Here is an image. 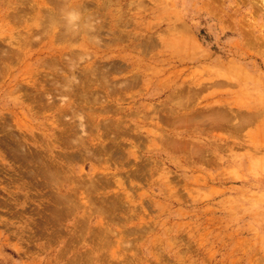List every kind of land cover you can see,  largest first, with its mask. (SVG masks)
Wrapping results in <instances>:
<instances>
[{
    "label": "rangeland",
    "instance_id": "obj_1",
    "mask_svg": "<svg viewBox=\"0 0 264 264\" xmlns=\"http://www.w3.org/2000/svg\"><path fill=\"white\" fill-rule=\"evenodd\" d=\"M0 264H264V0H0Z\"/></svg>",
    "mask_w": 264,
    "mask_h": 264
},
{
    "label": "bare ground",
    "instance_id": "obj_2",
    "mask_svg": "<svg viewBox=\"0 0 264 264\" xmlns=\"http://www.w3.org/2000/svg\"><path fill=\"white\" fill-rule=\"evenodd\" d=\"M59 4H60V3H59ZM64 11H65V10H64ZM59 13H61V12H59ZM63 13H64V12H63ZM54 14H55V13H54ZM59 15H60V14H59ZM59 15H58V16H59ZM55 18H57V17H55V16H52V20H51V21H54V20H55ZM57 19H58V18H57ZM57 19H56L55 21H57ZM69 19H70V18H69ZM58 20H59V19H58ZM51 21H50V22H51ZM57 22H58V21H57ZM51 23H52V22H51ZM65 25H66V24H65ZM45 164H47V163L45 162ZM47 165H48V164H47ZM50 165H51V164H50ZM45 166H46V165H45ZM51 169H53V168L51 167ZM56 169H57V167H56ZM56 169H55V170H56ZM58 169H59V168H58ZM46 170H47V166H46V169H45V171H46ZM49 170H50V169H49ZM52 171H53V173L55 174V171H54V169H53ZM52 171H51L50 173H52ZM59 171H60V169H59ZM46 173H48V171H47ZM48 174H49V173H48ZM57 174H59V173H57ZM41 175H42V174H41ZM51 175H52V174H51ZM51 175H50V176L48 175V176H47V178H50V177H51V178H53V175H52V176H51ZM60 175H62V172H61V171H60ZM54 176H55V175H54ZM63 176H64V175H63ZM43 177H44V176H43ZM58 178H60V177H58ZM48 180H49V179H48ZM60 180H62V179H60ZM50 181L52 182L53 180H52V179H50ZM63 181H64V180H63ZM51 182H50V183H48V184L50 185V184H51ZM59 182H60V181H59ZM61 182H62V181H61ZM52 184H53V182H52ZM56 184H58V182H57ZM59 197H60L61 199H64V198H65V197L63 198V197H61V196H59ZM57 198H58V197H57ZM60 198H58V199H60ZM64 200H66V199H64ZM62 201H63V200H62ZM66 201H67V200H66ZM61 203H63V202H61ZM61 212H62V211H61ZM58 214H60V215H61V214H63V213H58ZM58 214H55V215H58ZM60 215H59V216H60ZM61 216H62V215H61Z\"/></svg>",
    "mask_w": 264,
    "mask_h": 264
}]
</instances>
